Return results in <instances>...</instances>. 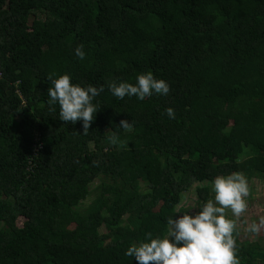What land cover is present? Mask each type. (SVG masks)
<instances>
[{
    "label": "trees",
    "instance_id": "obj_1",
    "mask_svg": "<svg viewBox=\"0 0 264 264\" xmlns=\"http://www.w3.org/2000/svg\"><path fill=\"white\" fill-rule=\"evenodd\" d=\"M146 72L169 93L108 90ZM62 74L104 87L86 132L48 104ZM232 172L264 178V0H0V264H137L130 244ZM237 256L264 264V234Z\"/></svg>",
    "mask_w": 264,
    "mask_h": 264
},
{
    "label": "clouds",
    "instance_id": "obj_2",
    "mask_svg": "<svg viewBox=\"0 0 264 264\" xmlns=\"http://www.w3.org/2000/svg\"><path fill=\"white\" fill-rule=\"evenodd\" d=\"M74 55L81 61L85 60L86 52L82 44L74 49ZM48 79V104L59 106V119L72 124L80 121L84 132L89 130L100 109L94 101L104 91L103 85L98 88L92 84H76L68 74ZM108 90L119 100L134 96L143 101L153 94L167 95L170 86L164 79H157L151 72H146L137 75L135 83L109 82ZM165 111L170 119L175 118L172 107ZM117 127L130 132L133 123L122 119ZM107 139L110 145L118 148L127 143L116 132ZM211 191L212 198L199 205L185 199L182 207L187 210L199 208L194 215L183 211L176 218L168 217L165 234L153 236L149 232L142 240L130 244L124 254L134 257L137 264H240L234 233L237 231L236 220L247 210L250 195L248 180L241 172L218 175L211 181ZM181 211L178 207L175 213ZM261 226H264V217L259 223L248 225L246 231L255 234Z\"/></svg>",
    "mask_w": 264,
    "mask_h": 264
},
{
    "label": "rangeland",
    "instance_id": "obj_3",
    "mask_svg": "<svg viewBox=\"0 0 264 264\" xmlns=\"http://www.w3.org/2000/svg\"><path fill=\"white\" fill-rule=\"evenodd\" d=\"M250 186V195L247 198L248 206L245 213L236 220L238 235L236 241L243 239H252L255 236H259L264 234V226L260 227V231L258 233H251L246 231V228L251 223H259L260 219L264 217V178L257 179L251 178L248 180ZM195 198L193 190H190L186 193L183 203L185 199L191 200V198ZM182 203V204H183ZM190 212L194 215L197 209H189ZM199 210V209H198ZM229 217H231V213H228Z\"/></svg>",
    "mask_w": 264,
    "mask_h": 264
},
{
    "label": "built area",
    "instance_id": "obj_4",
    "mask_svg": "<svg viewBox=\"0 0 264 264\" xmlns=\"http://www.w3.org/2000/svg\"><path fill=\"white\" fill-rule=\"evenodd\" d=\"M40 147V145H38Z\"/></svg>",
    "mask_w": 264,
    "mask_h": 264
}]
</instances>
